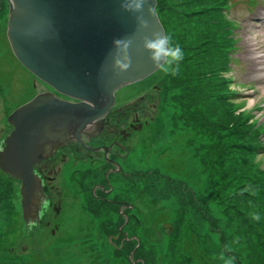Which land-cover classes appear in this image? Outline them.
<instances>
[{
  "label": "rangeland",
  "instance_id": "374dc122",
  "mask_svg": "<svg viewBox=\"0 0 264 264\" xmlns=\"http://www.w3.org/2000/svg\"><path fill=\"white\" fill-rule=\"evenodd\" d=\"M228 2L220 34L230 37L234 20L236 47L225 69L219 50L207 53L213 44L197 35L215 4L156 0L165 34L184 53L178 72L158 68L121 88L109 127L92 140L108 151H81L65 164L56 155L47 226L27 232L20 182L0 166V264H264V0ZM10 6L0 0V143L16 105L49 90L17 68L6 36ZM201 7L211 15H197ZM114 140L125 154L109 174L104 156L113 158Z\"/></svg>",
  "mask_w": 264,
  "mask_h": 264
},
{
  "label": "water",
  "instance_id": "95a60500",
  "mask_svg": "<svg viewBox=\"0 0 264 264\" xmlns=\"http://www.w3.org/2000/svg\"><path fill=\"white\" fill-rule=\"evenodd\" d=\"M8 1L11 6L6 34L15 57L40 80L78 101L71 105L78 109L73 116L79 118V129L85 124L96 123L98 134L121 88L158 69L143 47V38L151 37L153 31L164 34L165 31L159 12L157 15L155 10L154 15L148 16L147 5L143 12H133L122 7L123 0ZM150 2L155 8L156 0ZM141 15L148 20L147 28L139 27L137 16ZM125 37L132 39L129 48L131 67L118 72L113 67V40ZM32 99L34 96L28 101ZM38 121L36 118L26 124L35 130ZM91 143L93 146L101 144ZM6 154L0 159L4 162V171H11L17 178L25 180L33 166H19L18 163L23 162L21 158L14 159L12 153ZM43 192L47 196L48 204L44 210L47 209L45 213L48 214L50 186L45 185ZM34 204L35 196L27 192V210ZM40 214L42 216L37 220L27 213V232L47 226V214L43 215V211Z\"/></svg>",
  "mask_w": 264,
  "mask_h": 264
},
{
  "label": "flooded vegetation",
  "instance_id": "af4514ba",
  "mask_svg": "<svg viewBox=\"0 0 264 264\" xmlns=\"http://www.w3.org/2000/svg\"><path fill=\"white\" fill-rule=\"evenodd\" d=\"M11 52L13 53L12 49ZM16 60L18 61L17 58ZM18 70L21 74L32 75L36 79H39L32 71L23 65L21 69ZM44 83L49 87V90L43 93H37L32 100L28 101V98L23 100L22 103H18L16 105L17 107L12 110L8 116V121L12 126V129L10 130L11 133L7 140L4 139L5 141L0 143V158L2 157L1 155H4L5 153H12L14 159L15 157H18L23 161H17L19 162V166L23 164L25 166L24 168H26V166H33V171L30 170L29 176L24 178V183H21V179H16L20 182V192H31L35 196L36 204L32 205L29 210L21 211L24 221L26 220V212L29 214L28 216L36 218L37 220L42 216L40 214L41 211H43V215L47 214L45 213L47 209L44 210L48 204L46 202L47 196L43 192V188L45 185L54 186L53 182L55 181L56 171L53 168V164L56 162L57 154H60V159L63 164H65L69 158H76V151H78L80 147L89 152L96 151L100 153L101 151H108L107 147L103 144L93 146L91 143L92 140L99 136L96 134L98 128L96 123L90 125L85 124L83 128L79 129V118H74L73 116L74 111L78 112V109L71 105L72 103H78V101L68 95L61 94L56 88L48 83ZM61 113H64V115L57 119L54 118L60 116ZM121 113H124V111ZM36 118H38L39 121L34 130L31 125H27L26 123L32 122ZM108 124V121H106L102 127H109ZM122 134L125 135L127 132L123 131ZM73 143L75 144V147H73ZM114 147L119 151H114ZM121 151H124V145L121 141L114 140L110 149L113 158H107L104 156L105 163L110 164V167L107 169L109 174H118L121 170L119 160H121L122 156L125 154L124 152L121 156ZM13 153H16V156H14ZM3 163L4 162H0V166L2 165L4 167ZM34 172L36 174H34ZM5 173L9 176L16 177L11 171ZM25 184L29 185V190H27ZM100 187L102 186H95L96 190H99ZM102 188L105 189V187ZM107 190H105L104 193H107ZM95 197L98 198L97 195H95ZM116 202L118 201L116 200ZM42 206H44L43 210ZM59 206V203L56 206H52V210L60 208ZM117 206H119L118 214L123 216L124 210H121V204H118Z\"/></svg>",
  "mask_w": 264,
  "mask_h": 264
},
{
  "label": "clouds",
  "instance_id": "9594fccd",
  "mask_svg": "<svg viewBox=\"0 0 264 264\" xmlns=\"http://www.w3.org/2000/svg\"><path fill=\"white\" fill-rule=\"evenodd\" d=\"M148 16L155 14L154 5L150 0H123L122 7L127 11L143 12ZM140 28H147L148 20L142 15L137 16ZM115 52L113 54V67L118 72L127 71L131 67V56L129 48L132 45L131 38H118L113 40ZM143 47L149 52V58L153 65L161 69L164 74L176 75L179 69V63L184 58L183 50L177 45L172 46L170 37L160 31H153L151 37L143 38ZM129 85V84H128ZM127 86V85H126ZM259 220V216L253 217Z\"/></svg>",
  "mask_w": 264,
  "mask_h": 264
},
{
  "label": "trees",
  "instance_id": "16d2710c",
  "mask_svg": "<svg viewBox=\"0 0 264 264\" xmlns=\"http://www.w3.org/2000/svg\"><path fill=\"white\" fill-rule=\"evenodd\" d=\"M209 1L215 4L214 6H211L212 8H210V10L211 9L214 10L213 11L214 14L212 15V17H214V16L215 17L213 19H208V20L202 21V23L199 21L196 24V28H197V25H202V26H205L207 29L205 31H198L197 30V35L200 37L202 45L213 44V45H210L209 50H207V53H209L210 50H212L213 53H217V51L219 50L221 60H222L219 62L222 63L223 68L230 69L231 64L235 60V58L233 57V51H234V48L236 47V45H235L236 40L232 34L233 33L232 29L234 28V25H235L234 20H232L233 23L230 26L231 27L230 37H228V34L225 33V37L222 38L221 34H220L221 30H223L225 32V28L223 27V23H225V20L228 19V15H227L226 10L228 9V4H229L228 1L229 0H209ZM158 4L156 3V7H155L157 15H158V12L160 11ZM201 4H205V2H201ZM200 9H202V10L197 11L196 12L197 15L203 14V13H209V11H210V10H206V9H208L207 7L206 8L201 7ZM211 13L212 12L210 11L209 15H211ZM187 16L188 15H182V17L179 19V22L183 21L185 23ZM207 21H215L214 26H212L210 28V25H208ZM162 26H163V24H162ZM163 28H164V26H163ZM215 34H217V36ZM186 43H187V41L184 40V45H187ZM187 48H188V46H187ZM212 63H215V61L209 60L208 64H205V65L210 66V68H213ZM21 67H22V65L18 62L17 68L21 69ZM224 82H226V81H224ZM147 260L141 259L138 261V264H143Z\"/></svg>",
  "mask_w": 264,
  "mask_h": 264
},
{
  "label": "bare ground",
  "instance_id": "6f19581e",
  "mask_svg": "<svg viewBox=\"0 0 264 264\" xmlns=\"http://www.w3.org/2000/svg\"><path fill=\"white\" fill-rule=\"evenodd\" d=\"M73 147H75V144L74 143H73ZM81 151L82 152H85V150L83 148H81V147L76 152L79 154ZM14 178L15 179H18L17 177H14ZM20 191H19V194H20V198H22V200H23V203H22V200L20 199V208H19V210L20 209H21V211L27 210V192L21 193ZM150 194L153 197H155V198H161L162 197V194H161V191L159 190V188H153V189H151ZM15 208L17 210V207L16 206H15ZM2 209H4V208H1V210ZM19 210H17V211L19 212ZM2 212H5V209L2 210V211H0V215H2ZM20 218H22V222L24 223V226H25L26 225V220L24 221V218L21 215H20ZM46 223H47V225L49 224V222H46Z\"/></svg>",
  "mask_w": 264,
  "mask_h": 264
}]
</instances>
